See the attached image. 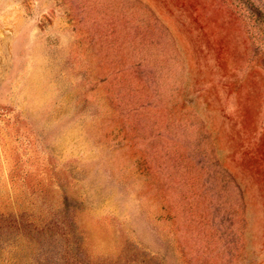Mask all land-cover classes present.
<instances>
[{"label":"rangeland","instance_id":"1","mask_svg":"<svg viewBox=\"0 0 264 264\" xmlns=\"http://www.w3.org/2000/svg\"><path fill=\"white\" fill-rule=\"evenodd\" d=\"M0 264H264V0H0Z\"/></svg>","mask_w":264,"mask_h":264}]
</instances>
